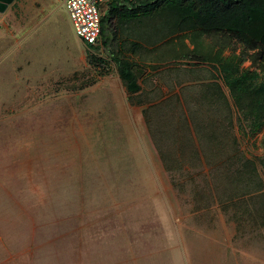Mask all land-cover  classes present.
Here are the masks:
<instances>
[{
    "label": "rangeland",
    "instance_id": "1",
    "mask_svg": "<svg viewBox=\"0 0 264 264\" xmlns=\"http://www.w3.org/2000/svg\"><path fill=\"white\" fill-rule=\"evenodd\" d=\"M61 1L0 13V264H264V219L196 203L217 168L167 167L116 74L88 63ZM196 42L243 51L223 34ZM235 133L264 183V128Z\"/></svg>",
    "mask_w": 264,
    "mask_h": 264
},
{
    "label": "trees",
    "instance_id": "2",
    "mask_svg": "<svg viewBox=\"0 0 264 264\" xmlns=\"http://www.w3.org/2000/svg\"><path fill=\"white\" fill-rule=\"evenodd\" d=\"M123 2L127 8L111 5L101 13L99 45H85L88 63L101 76L116 73L130 105H148L142 115L161 144L169 169L179 165L171 156L176 145L183 146L180 164L198 166L202 159L217 168L211 196L204 191L195 192L197 204L215 200L241 210L250 207L258 218L264 219V183L256 162L242 156L239 141L233 135L234 127L249 137L264 128V0ZM112 18L117 19L116 27L146 26L154 34L163 31L170 41L180 34L190 35L193 49L184 56L174 55L175 59L155 75L167 88L169 82L175 81L178 93L164 97L153 84H147L148 89L140 92L137 81L142 72L114 46L117 28H113ZM220 34L242 45L241 56L210 54L196 42L199 36ZM249 51L254 52L250 57ZM249 58L253 64L258 63L261 73L242 66Z\"/></svg>",
    "mask_w": 264,
    "mask_h": 264
},
{
    "label": "crops",
    "instance_id": "3",
    "mask_svg": "<svg viewBox=\"0 0 264 264\" xmlns=\"http://www.w3.org/2000/svg\"><path fill=\"white\" fill-rule=\"evenodd\" d=\"M14 1H20V0H14ZM36 5L42 4L40 3V0H32ZM18 2L16 4H18ZM62 2V1H61ZM114 6L118 8V6H122L123 8H127L124 6L123 0H109L106 3H103L100 5V12H106L108 10L109 6ZM118 5V6H117ZM115 7V6H114ZM118 15L121 13V9L117 10ZM117 19L112 18V25L113 28L116 26ZM120 26L116 27V40L114 41V46H116L120 52H122L121 55L128 59L129 61L134 62L138 69L141 70V76L137 81V84L140 85L141 91L143 92L145 89H148L146 86L147 84H153V86H157L162 93L164 94V97H168L171 95V93H178L179 88L175 86V81L169 82L168 88L166 85L162 84L157 78H155V75L158 71H161L162 68L168 66L170 62H172L175 58H173L176 54H185L186 51H188L187 48H185V43H180V39H182L184 36L181 37L182 34H180L179 37H176L170 41L171 38H165L166 34L163 33V31L158 32V34L152 33L150 30L147 29L146 26L142 28H135L134 26L131 27L130 25L126 26V24H119ZM142 33V34H140ZM156 35V36H155ZM79 40V39H78ZM80 41V40H79ZM80 43H82L80 41ZM83 48L85 49L84 44L82 43ZM192 50V49H191ZM109 60V59H108ZM170 67V66H169ZM111 74H116L112 71ZM117 76V75H116ZM118 77V76H117ZM119 79V78H118ZM119 82L121 84V87L126 93V98L128 96V93L124 86L122 85L120 79ZM188 85L187 83L184 84V86ZM172 90V91H171ZM148 105L145 104L143 106H137L140 107L142 110H144ZM237 128H233V135L237 137ZM153 134V133H152ZM243 136H246L247 138H250L247 134H242ZM238 139V137H237ZM157 140V139H156ZM239 141V140H238ZM161 154L163 153L161 144ZM183 148V146L176 145V150L174 153L171 154L175 160H177V164H180L181 159V152L180 150ZM241 148V146H240ZM163 161H165L163 154H162ZM167 167L169 166L168 163L165 161ZM171 170V169H170ZM237 203V201H235ZM235 206V205H233ZM240 212H247L246 215H248L250 212H253L252 209L245 208V209H239L238 207H235ZM253 214V213H252ZM250 216V215H249ZM251 217V216H250Z\"/></svg>",
    "mask_w": 264,
    "mask_h": 264
},
{
    "label": "built area",
    "instance_id": "4",
    "mask_svg": "<svg viewBox=\"0 0 264 264\" xmlns=\"http://www.w3.org/2000/svg\"><path fill=\"white\" fill-rule=\"evenodd\" d=\"M105 1L107 0H62L75 36L88 45H99L98 6Z\"/></svg>",
    "mask_w": 264,
    "mask_h": 264
},
{
    "label": "water",
    "instance_id": "5",
    "mask_svg": "<svg viewBox=\"0 0 264 264\" xmlns=\"http://www.w3.org/2000/svg\"><path fill=\"white\" fill-rule=\"evenodd\" d=\"M13 0H0V12H3Z\"/></svg>",
    "mask_w": 264,
    "mask_h": 264
},
{
    "label": "clouds",
    "instance_id": "6",
    "mask_svg": "<svg viewBox=\"0 0 264 264\" xmlns=\"http://www.w3.org/2000/svg\"><path fill=\"white\" fill-rule=\"evenodd\" d=\"M13 1H14V0H13ZM107 1H109V0H107ZM107 1H105L104 3H106ZM102 4H103V3H102ZM9 5H10V4H9ZM9 5H8V6H9ZM100 5H101V4H100ZM100 5L98 6L99 12H100V8H99ZM8 6H7V7H8ZM7 7H6V8H7ZM5 10H6V9H5ZM5 10H4V11H5ZM4 11H3V12H4ZM0 13H2V12H0ZM100 16H101V12H100ZM77 39H78V38H77ZM80 41H81V40H80ZM81 42H82V41H81ZM82 43L84 44V46L87 45V44L84 43V42H82Z\"/></svg>",
    "mask_w": 264,
    "mask_h": 264
}]
</instances>
